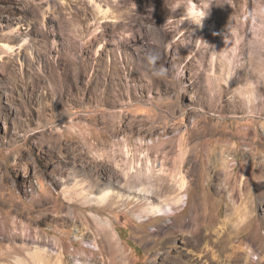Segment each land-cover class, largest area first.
<instances>
[{
	"label": "rangeland",
	"instance_id": "1",
	"mask_svg": "<svg viewBox=\"0 0 264 264\" xmlns=\"http://www.w3.org/2000/svg\"><path fill=\"white\" fill-rule=\"evenodd\" d=\"M5 221L0 264H264V0H0Z\"/></svg>",
	"mask_w": 264,
	"mask_h": 264
},
{
	"label": "bare ground",
	"instance_id": "2",
	"mask_svg": "<svg viewBox=\"0 0 264 264\" xmlns=\"http://www.w3.org/2000/svg\"><path fill=\"white\" fill-rule=\"evenodd\" d=\"M180 139V138H179ZM164 140V139H163ZM181 140V139H180ZM183 140V139H182ZM181 140V141H182ZM180 142V141H179ZM114 143H116V142H114ZM167 143H168V141H167ZM103 144V143H102ZM113 144V143H112ZM171 144V143H170ZM180 144V143H179ZM168 145V144H167ZM175 145V144H174ZM184 145V144H183ZM106 146V145H105ZM108 146V145H107ZM112 146V145H111ZM152 146V145H151ZM173 146V145H172ZM118 147V146H117ZM121 147H122V145H121ZM165 147H166V141H159V143H158V145H157V149H156V151H157V153L158 152H160V151H163V148L165 149ZM152 148V147H151ZM170 148V147H169ZM118 149V148H117ZM121 149V148H120ZM152 149H155L154 147L152 148ZM127 150H128V148H127ZM171 150V149H170ZM169 150V151H170ZM172 151V150H171ZM164 155H162V158H164V159H166L167 158V160H169L168 159V157H167V152L164 150ZM186 152H187V150H186ZM106 153V152H105ZM109 153V152H108ZM160 153H162V152H160ZM163 154V153H162ZM184 150L181 148V152H179L178 153V155L176 156V157H174L173 158V160H170V161H168L169 163H171V165L175 168V171L176 172H174V173H177V169H178V174H176L177 176H173V174L171 175V178H170V180L172 181V185L174 184H178V186L179 185H182L183 183H184V179H185V177L186 176H184L183 175V172L181 171V170H179V168H181L180 167V162H181V159H182V157L184 156ZM124 156V155H126V159H128L129 158V156H130V154H128V151H126V153H117V150L116 149H114V153H111V159H112V163L115 161V156ZM146 156L148 155V154H145ZM160 155V154H159ZM169 155V154H168ZM92 156H94V154L92 155ZM116 156V157H117ZM146 156H145V158H146ZM149 156H150V154H149ZM90 157V156H89ZM97 157V156H96ZM106 156H104V158H105ZM121 157V158H122ZM125 157V156H124ZM171 157V156H170ZM217 157V156H216ZM118 158V157H117ZM144 158V157H143ZM157 158H161V157H157ZM156 158V159H157ZM161 158V159H162ZM147 159H148V157H147ZM94 160V159H93ZM107 160V159H106ZM121 160V159H120ZM119 160V161H120ZM132 160V159H131ZM150 160V159H149ZM147 161V160H146ZM145 161V162H146ZM212 161H214V159L212 160ZM220 161V163H222L223 165H224V160H219ZM98 162V161H97ZM115 162H117V161H115ZM124 162V161H123ZM122 162V163H123ZM125 162H126V160H125ZM131 162V161H130ZM149 162V161H148ZM157 162V161H156ZM159 162V161H158ZM103 163H105L104 161H103ZM110 163V162H109ZM112 163L110 164V165H112ZM150 163H151V161H150ZM152 163H153V161H152ZM166 163V161H162L161 162V165L162 166H160V168H159V170H161V171H165L166 170V168L164 167V164ZM120 164V163H119ZM145 164H147V163H145ZM168 164V163H167ZM122 165H128V164H122ZM223 165H221L222 167H220L221 169H223ZM121 166V165H120ZM143 166H144V164H143ZM142 166V167H143ZM167 166V165H166ZM171 166V167H172ZM127 167V166H126ZM148 166H146V168H147ZM149 167H150V165H149ZM172 167V168H173ZM216 167V166H215ZM105 168V167H104ZM114 168V167H113ZM132 168V167H131ZM115 169V168H114ZM151 169V168H150ZM153 170H154V168H152ZM168 169H169V167H168ZM117 170V169H116ZM120 170H122V169H120ZM128 170V169H127ZM126 170V171H127ZM155 171V170H154ZM161 171H159L160 173H161ZM168 171V170H167ZM128 172V171H127ZM150 172V171H149ZM158 172V171H157ZM156 176V175H155ZM160 178V177H159ZM156 181V180H155ZM158 182V181H157ZM161 183V182H160ZM170 184V183H169ZM107 192H109V191H107ZM99 199V198H98ZM100 200V199H99ZM178 200V199H177ZM162 211V208H160V207H152L151 209H150V211ZM10 222V221H9ZM0 225H2L3 226V228H4V231L5 232H3L2 233V235L4 236V237H6L7 239H9V245L7 244V246L4 248V250H0V255L3 257H6L8 254H11V252L15 249V247L11 244L13 241V239H14V237H15V233L16 232H14V233H12L13 231H12V229H13V226H12V224H11V226L8 224V223H6V221L5 222H2V223H0ZM15 226L17 225V224H14ZM9 227H11L12 229L10 230V228ZM1 228V227H0ZM3 230V229H2ZM96 232V231H95ZM99 232V231H98ZM109 233H110V231H108ZM91 234V233H90ZM27 235V234H26ZM101 236V235H100ZM112 236V235H111ZM227 236V235H226ZM93 237H95V235L93 236ZM104 237V236H103ZM114 238V237H113ZM94 239V238H93ZM98 239V238H97ZM97 239H96V241H97ZM99 240V239H98ZM95 242V241H94ZM96 243V242H95ZM97 246V245H96ZM25 247V246H24ZM40 249H38V252H35L34 251V253H31V257H33V258H37V257H39V259L41 260V261H43V260H48L49 261V257L48 256H46L47 254H45L46 253V251H45V249H42L41 251H39ZM14 251H16V249L14 250ZM36 251H37V249H36ZM159 252V251H158ZM207 252V251H206ZM59 253V252H58ZM30 253H28V255H29ZM51 255V254H50ZM57 255H59V254H57ZM30 258V257H29ZM51 258V257H50ZM9 259V258H8ZM38 259V258H37ZM38 259V260H39ZM16 260H19V258L18 257H16ZM206 260V259H205ZM48 261H46V262H48Z\"/></svg>",
	"mask_w": 264,
	"mask_h": 264
},
{
	"label": "clouds",
	"instance_id": "3",
	"mask_svg": "<svg viewBox=\"0 0 264 264\" xmlns=\"http://www.w3.org/2000/svg\"><path fill=\"white\" fill-rule=\"evenodd\" d=\"M208 6H209V5H208ZM170 10L175 11L176 8H174V7H170ZM205 15H206V11H202V12H200V13L197 15V18H193V17L191 16V14H188V15L186 16V19L189 20V21H191L192 23L196 24L197 26L202 27V21H203V18L205 17ZM159 59H160L159 54H157V53L149 54V55L147 56V62H148V65H149L151 68L155 69V65L157 64V62L159 61ZM153 74L156 75V76H161V75H163L164 73H163L162 70H154V71H153Z\"/></svg>",
	"mask_w": 264,
	"mask_h": 264
}]
</instances>
